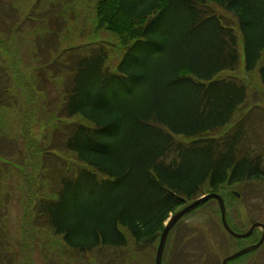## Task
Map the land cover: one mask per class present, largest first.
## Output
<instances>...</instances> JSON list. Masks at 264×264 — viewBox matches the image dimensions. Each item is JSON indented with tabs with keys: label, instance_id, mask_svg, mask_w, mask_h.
<instances>
[{
	"label": "trees",
	"instance_id": "trees-1",
	"mask_svg": "<svg viewBox=\"0 0 264 264\" xmlns=\"http://www.w3.org/2000/svg\"><path fill=\"white\" fill-rule=\"evenodd\" d=\"M96 9L109 31L137 29L113 72L100 43L63 74L59 120L86 123L56 128L65 137L46 147L50 195L33 200V226L76 253L124 247V230L146 249L170 214L206 185L216 192L224 182H264L263 158L242 121L209 137L247 99L242 81L219 76L238 67L239 37L245 71L258 68L264 83V0H99ZM2 78L0 107L7 105ZM60 151L73 154L77 166L69 169Z\"/></svg>",
	"mask_w": 264,
	"mask_h": 264
},
{
	"label": "rangeland",
	"instance_id": "rangeland-1",
	"mask_svg": "<svg viewBox=\"0 0 264 264\" xmlns=\"http://www.w3.org/2000/svg\"><path fill=\"white\" fill-rule=\"evenodd\" d=\"M98 1L0 0V76L2 84H7L3 90L7 105L0 107V264L154 263L158 241L144 249L125 230L124 247L76 253L61 237L33 226V200L50 195V183L41 163L46 147L57 145V140L65 137V132L56 128L86 123L80 116L59 120L63 74L69 72L77 57L100 43L108 49L105 66L113 72L133 36L131 29H137L132 26L126 35L109 31L98 15ZM209 6L223 22L236 25L231 14L213 4ZM238 47V67L219 76L242 81L247 86V99L231 122L209 137L221 138L234 131L243 118L245 139L264 161V83L258 68L251 73L245 71L240 37ZM55 153L69 169L77 166L73 154ZM216 192L224 200L233 229L247 230L253 222L264 224V182H224ZM208 193L206 185L201 195ZM260 232L256 230L246 241L231 237L221 226L217 201L210 200L175 225L162 264H221L225 257L259 239ZM228 264H264V243Z\"/></svg>",
	"mask_w": 264,
	"mask_h": 264
},
{
	"label": "water",
	"instance_id": "water-1",
	"mask_svg": "<svg viewBox=\"0 0 264 264\" xmlns=\"http://www.w3.org/2000/svg\"><path fill=\"white\" fill-rule=\"evenodd\" d=\"M210 199H215L218 203L219 206V210H220V215H221V222L222 225L224 227V229L228 232V234H230L231 236L235 237V238H245L247 236H249L252 231L256 228V227H261L262 228V234L261 237L259 238V240L248 246L245 247L227 257H225L222 260V264H227L228 261H232L236 258H238L239 256L248 253L252 250L257 249L264 241V224L256 222L254 223L251 228L245 232V233H238L235 232L228 224L227 219H226V209H225V205H224V201L222 199V197L217 194V193H210L207 195H204L198 199H196L195 201H193L192 203L186 205L185 207H183L181 210L177 211L176 213H174L166 222L160 238H159V242H158V246L156 249V253H155V259H154V264H161L162 262V254H163V250H164V246H165V242H166V238L167 235L169 233V231L171 230V228L186 214L192 212L195 208H197L198 206H200L201 204H204L205 202H207Z\"/></svg>",
	"mask_w": 264,
	"mask_h": 264
},
{
	"label": "flooded vegetation",
	"instance_id": "flooded-vegetation-1",
	"mask_svg": "<svg viewBox=\"0 0 264 264\" xmlns=\"http://www.w3.org/2000/svg\"><path fill=\"white\" fill-rule=\"evenodd\" d=\"M256 230H260V231H262L261 229H255L252 233H251V235L250 236H248L247 238H245V239H238L239 241H246V240H251V238L253 237V235L256 233ZM245 231H247V230H241V232H245ZM260 234H261V232H260ZM258 240V239H257ZM256 240V241H257ZM256 241H254V242H256ZM253 242V243H254ZM252 244V243H251ZM251 244H249V245H251ZM246 246H248V245H246ZM246 246H243V247H246ZM242 247V248H243ZM241 249V248H240ZM252 253V252H251ZM251 253H247V254H244V255H242V256H240L238 259H240V258H242V257H244V256H246V255H249V254H251Z\"/></svg>",
	"mask_w": 264,
	"mask_h": 264
}]
</instances>
